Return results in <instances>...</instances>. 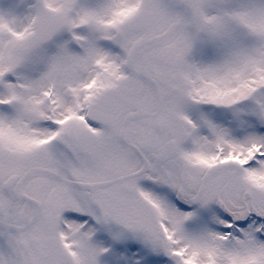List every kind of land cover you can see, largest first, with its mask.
I'll return each mask as SVG.
<instances>
[{
    "label": "snow or ice",
    "instance_id": "snow-or-ice-1",
    "mask_svg": "<svg viewBox=\"0 0 264 264\" xmlns=\"http://www.w3.org/2000/svg\"><path fill=\"white\" fill-rule=\"evenodd\" d=\"M0 264H264V0H0Z\"/></svg>",
    "mask_w": 264,
    "mask_h": 264
}]
</instances>
